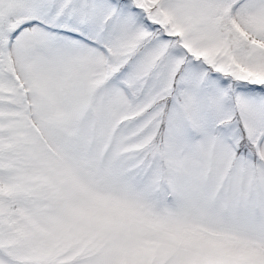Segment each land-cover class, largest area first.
Returning <instances> with one entry per match:
<instances>
[{
  "label": "snow or ice",
  "instance_id": "1",
  "mask_svg": "<svg viewBox=\"0 0 264 264\" xmlns=\"http://www.w3.org/2000/svg\"><path fill=\"white\" fill-rule=\"evenodd\" d=\"M0 264H264V0H0Z\"/></svg>",
  "mask_w": 264,
  "mask_h": 264
}]
</instances>
